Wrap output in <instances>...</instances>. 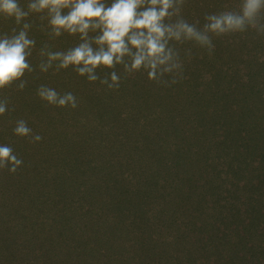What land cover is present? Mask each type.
Instances as JSON below:
<instances>
[{"label": "trees", "instance_id": "1", "mask_svg": "<svg viewBox=\"0 0 264 264\" xmlns=\"http://www.w3.org/2000/svg\"><path fill=\"white\" fill-rule=\"evenodd\" d=\"M242 6L186 0L182 15L203 31L207 14ZM26 22L34 71L23 90H0V144L23 160L0 169V264H264V7L255 27L208 33L211 54L170 41L183 78L117 66L111 89L71 67L41 72L42 47L79 38L53 37L46 14ZM13 27L0 18V33ZM41 85L73 93L77 107L41 100ZM19 119L42 140L15 136Z\"/></svg>", "mask_w": 264, "mask_h": 264}, {"label": "clouds", "instance_id": "2", "mask_svg": "<svg viewBox=\"0 0 264 264\" xmlns=\"http://www.w3.org/2000/svg\"><path fill=\"white\" fill-rule=\"evenodd\" d=\"M25 2L26 7L20 0H0V18L5 22L12 20L16 25L11 33H0V90L14 84L23 90L25 73L34 71L29 58L36 41L29 37L32 25L26 22L31 14L40 17L46 14L53 37L67 33L79 38V43L66 51L42 47L39 56L46 57V62L39 64L41 72H48L54 64L57 72L71 67L88 82L99 80L111 89L119 87L121 80L115 71L117 66L127 75L146 72L149 81H157L165 74L183 78V63L179 53L169 47L170 41L194 42L211 54L214 45L208 33L220 36L243 31L246 25L255 27V19L264 7V0H243L242 14L232 11L207 14L208 22L201 31L197 28L198 21L189 23L182 15L186 0H111L110 4L107 0ZM98 69L109 70L108 77H99ZM36 94L50 105L77 107L76 96L71 92L61 95L54 88L41 85ZM8 105L6 97L0 98V116L8 111ZM12 131L17 137L30 138V143L42 140L24 119L16 120ZM22 163L12 145L0 144V169L8 167L14 173Z\"/></svg>", "mask_w": 264, "mask_h": 264}]
</instances>
